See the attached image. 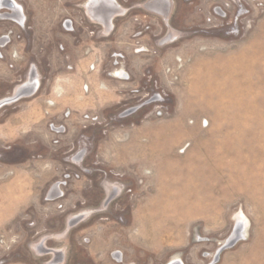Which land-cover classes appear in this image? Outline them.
Listing matches in <instances>:
<instances>
[{
	"label": "rangeland",
	"instance_id": "374dc122",
	"mask_svg": "<svg viewBox=\"0 0 264 264\" xmlns=\"http://www.w3.org/2000/svg\"><path fill=\"white\" fill-rule=\"evenodd\" d=\"M0 169V264H264V0H0Z\"/></svg>",
	"mask_w": 264,
	"mask_h": 264
},
{
	"label": "bare ground",
	"instance_id": "6f19581e",
	"mask_svg": "<svg viewBox=\"0 0 264 264\" xmlns=\"http://www.w3.org/2000/svg\"><path fill=\"white\" fill-rule=\"evenodd\" d=\"M5 170L4 169H0V173L4 172ZM137 193V192H136Z\"/></svg>",
	"mask_w": 264,
	"mask_h": 264
}]
</instances>
